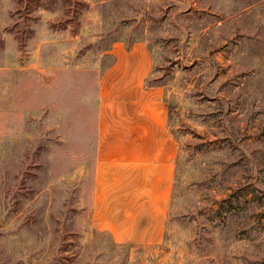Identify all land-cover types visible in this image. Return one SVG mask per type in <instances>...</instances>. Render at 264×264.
<instances>
[{"label":"rangeland","instance_id":"rangeland-1","mask_svg":"<svg viewBox=\"0 0 264 264\" xmlns=\"http://www.w3.org/2000/svg\"><path fill=\"white\" fill-rule=\"evenodd\" d=\"M138 38L178 142L156 244L91 217L98 79ZM0 264H264V0H0Z\"/></svg>","mask_w":264,"mask_h":264},{"label":"crops","instance_id":"crops-1","mask_svg":"<svg viewBox=\"0 0 264 264\" xmlns=\"http://www.w3.org/2000/svg\"><path fill=\"white\" fill-rule=\"evenodd\" d=\"M106 51L113 61L98 79L92 224L119 243L156 244L177 167L170 106L163 87L148 82L154 57L146 40H114Z\"/></svg>","mask_w":264,"mask_h":264},{"label":"clouds","instance_id":"clouds-1","mask_svg":"<svg viewBox=\"0 0 264 264\" xmlns=\"http://www.w3.org/2000/svg\"><path fill=\"white\" fill-rule=\"evenodd\" d=\"M45 11H47V10L42 9V8H39V9H37V10L33 13V15H34V16H37V15L42 14V13L45 12ZM60 13H61V12H60ZM52 15H53L54 17L56 16L55 13H52ZM61 15H62V13H61ZM58 20H59V18L56 17V19L54 20V22H58ZM12 39L15 40V37L13 36ZM16 43H17V45H18L19 42L17 41Z\"/></svg>","mask_w":264,"mask_h":264}]
</instances>
